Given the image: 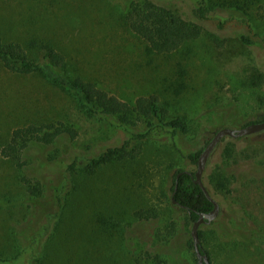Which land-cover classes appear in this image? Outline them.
<instances>
[{
  "label": "rangeland",
  "instance_id": "374dc122",
  "mask_svg": "<svg viewBox=\"0 0 264 264\" xmlns=\"http://www.w3.org/2000/svg\"><path fill=\"white\" fill-rule=\"evenodd\" d=\"M152 1L199 21L198 0ZM235 1H207L202 36L159 54L130 29L125 0H0V36L30 45L33 60L39 61L42 44L52 45L67 58L57 74L93 82L130 104L156 96L166 120L178 118L188 127L187 134L175 133L151 128L148 120L128 126L88 114L48 72L18 74L0 61V151L15 129L30 124L62 122L78 134L63 145L48 174H32L46 187L38 198L16 164L0 157V197L14 201L0 205V264H157L148 251H161L173 238L183 246L179 264H198L186 244L192 225L172 204V177L179 169L195 172L189 155L219 130L264 120V83L253 79L264 77L262 2L236 11L230 7ZM241 35L260 37L247 46ZM139 134L147 135L139 158L86 173L90 159L134 144ZM73 162L77 170L69 173ZM207 176L220 207L216 219L201 226L213 263L264 264V131L224 137L208 160ZM56 179L66 189L61 203L47 211ZM139 210L152 214L142 221L135 217Z\"/></svg>",
  "mask_w": 264,
  "mask_h": 264
},
{
  "label": "trees",
  "instance_id": "16d2710c",
  "mask_svg": "<svg viewBox=\"0 0 264 264\" xmlns=\"http://www.w3.org/2000/svg\"><path fill=\"white\" fill-rule=\"evenodd\" d=\"M207 1L210 0H198L199 5H201L198 10L199 21L191 22L185 20L175 8L165 4L162 5L152 0H125V19L132 32L147 43L150 53L171 54L179 50L186 43L199 39L202 36L204 30L202 22L209 19L208 14L210 9L207 6L204 7ZM260 2L262 3L259 6V12H262V14L259 16L264 21V0H236L232 2L230 7L239 11L250 8V6H255ZM215 6L218 7V5ZM243 21L247 23V20L244 19ZM259 37L257 35L253 38L259 39ZM253 38L248 35L240 36L242 43L247 46H256ZM29 46H25L20 42L5 41L0 36V61L7 70L18 74L31 75L42 74L45 71L48 72L52 82L60 84L78 96L81 107L88 114L105 116L113 119L120 125L128 126H136L141 119L144 121L148 120L150 121L149 127L151 128L154 126H158L159 128L168 127L175 133H188V127L182 120L178 118L166 120V111L160 106L156 96H142L134 104H130L100 88L93 82L86 81L80 77L70 78L64 74H57L55 71L66 67L67 58L54 46L42 44L40 51L42 53L39 61L33 60L28 50ZM33 46L39 45L36 43ZM253 79L255 85L264 83L263 76H254ZM153 121L157 123L154 124ZM261 122H264V120ZM251 124L254 123H249L248 125ZM77 136V131L67 127L62 122L42 125L30 124L17 128L12 132L9 143L0 151V157L11 160L16 164L21 170V179L27 187L28 192L38 198L41 195L43 196L47 191H45L46 187L42 183L33 180L34 176L32 174H35V176L41 172L48 174V168L61 159L63 145L67 141L72 142ZM146 136V134L136 135L132 140L134 144L131 145V142H126L121 147L109 148L100 155L90 159L88 161L89 164L85 168L86 173L92 176L102 166L110 164L113 161H129L139 158L144 149L143 141L146 139ZM209 142L210 140L201 150L191 153L188 157L196 169L200 155ZM48 149L51 150L50 153L46 151ZM45 154L50 155L46 156ZM37 155L41 159L36 158ZM76 168L77 163H71L68 166L69 173L76 171ZM196 171L191 172L179 169L172 177L171 200L175 193L174 198L177 202V204L173 202L172 204L179 212L186 215L187 224L190 226L199 219L201 214H208L214 208L212 202L208 200L201 187L195 182ZM42 182L45 183V180H42ZM56 182L59 186L58 188L54 187L52 191L54 192L53 204L47 206V211L50 210V205L57 207L61 203L62 193L66 189V184H59L61 182L60 179H56ZM203 182L208 189L210 178L207 176L204 179L203 177ZM219 185L222 188L225 187L221 180ZM176 187L177 190H175ZM13 204V200L0 197V205L10 206ZM150 214H152L150 211L139 210L135 213V217L141 218L143 221L148 219ZM170 230L174 231L175 228L172 227ZM205 236L206 232L200 228L201 253L208 255L211 264H214L211 252L205 245ZM168 243L170 245L161 251H157V249L148 251L149 254L153 253V260H156L157 264H179L178 260H184L179 256L180 250L183 247L179 241L173 238V241H169ZM186 244L187 248L194 252L198 261L192 235H189ZM155 248L153 246V249Z\"/></svg>",
  "mask_w": 264,
  "mask_h": 264
},
{
  "label": "water",
  "instance_id": "95a60500",
  "mask_svg": "<svg viewBox=\"0 0 264 264\" xmlns=\"http://www.w3.org/2000/svg\"><path fill=\"white\" fill-rule=\"evenodd\" d=\"M262 131H264V122L254 123V124L248 125L241 129H230V128L221 129L214 135V137L210 140L209 144L205 147V149L200 155L197 171L195 173V177H196L195 182L201 187V189L203 190L208 200L212 202L214 208L208 214H201L199 216V219L195 221L192 225L191 235H192L193 242H194V250L198 258V264H211L208 255L201 253V249H200L201 240L199 237V230L203 224H209L210 222L215 220L220 210L219 203L210 195L208 189L206 188L203 182V175H204L208 160L211 154L213 153V151L215 150V148L217 147V145L221 142V140L224 137L229 136L232 138H239L243 136L256 134ZM178 178H179V175H178ZM175 190H177V187L175 188ZM174 194L172 197V202L174 204H177L174 198Z\"/></svg>",
  "mask_w": 264,
  "mask_h": 264
}]
</instances>
